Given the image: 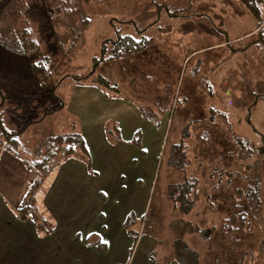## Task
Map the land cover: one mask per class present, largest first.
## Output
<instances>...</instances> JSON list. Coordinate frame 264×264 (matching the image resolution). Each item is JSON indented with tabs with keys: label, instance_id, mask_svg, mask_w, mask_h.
Returning a JSON list of instances; mask_svg holds the SVG:
<instances>
[{
	"label": "rangeland",
	"instance_id": "374dc122",
	"mask_svg": "<svg viewBox=\"0 0 264 264\" xmlns=\"http://www.w3.org/2000/svg\"><path fill=\"white\" fill-rule=\"evenodd\" d=\"M176 10H183V16L169 15ZM51 13L41 0H4L0 5V91L4 97L0 118L7 131L26 127L20 139L25 146L15 149L25 159L32 157L26 150L38 147L44 138L77 133L83 123L81 129L87 134L92 126L97 129L95 120L106 118L108 113L106 104L93 93L97 88L101 90L96 84L99 78L105 80L108 91L114 86L134 105H151L156 99L164 106L173 104V111L166 112L158 126V150L155 144L145 148L155 170L153 175L149 171V183L146 170V176L141 175L143 185L149 188L144 204H135L142 188L135 192L132 176L141 167L122 164L119 170L127 173L122 195L111 192L104 202L97 199L96 204H78L71 223L58 226L61 240L57 264H79L82 259L88 264H177L172 247L177 220L189 222L192 229L206 230L208 235V228L217 230L225 217L217 197L205 199L214 186L220 190L233 188L244 167L257 161L264 180L260 145L264 137V49L255 44L257 21L240 0H71L67 13L58 17ZM118 35L145 44L136 54L98 62L93 68L95 60L101 61L102 41L115 40ZM73 76L89 77L78 82ZM175 79L182 85L185 104L171 99ZM204 79L211 95L208 91L195 93L197 82ZM255 95L261 96L248 110ZM210 106L226 116V123L217 112L212 116L209 121L215 124L218 134L195 157L190 122L205 118ZM110 126L108 122L107 128ZM205 128V134H209L210 126ZM180 138L186 146L182 151L190 160L187 167L198 175L205 189L187 214L178 213L179 205L168 196V188L182 173L167 163L170 146L179 143ZM212 152L217 154L210 160ZM224 152H232L233 156ZM254 172L249 170L247 174ZM36 174L27 173V188L38 177ZM262 193L264 197V184ZM100 212L107 221L103 222L106 228L101 235L106 250L91 251L85 246L78 249L73 234L79 232L85 238L96 232L95 227L102 226ZM129 212L142 213L133 217L137 240L128 237L123 228ZM260 212L253 211L256 225L252 231L239 235L240 244L234 249L239 260L218 249L215 236L209 248L194 229L189 232L185 228L182 238L195 252L197 264H264V220ZM45 260L42 258L43 264Z\"/></svg>",
	"mask_w": 264,
	"mask_h": 264
},
{
	"label": "trees",
	"instance_id": "16d2710c",
	"mask_svg": "<svg viewBox=\"0 0 264 264\" xmlns=\"http://www.w3.org/2000/svg\"><path fill=\"white\" fill-rule=\"evenodd\" d=\"M10 1V0H8ZM85 3H97L101 0H82ZM243 2V5L248 10V12L251 14V16L257 21V25L259 28L255 32L257 35L255 44L257 46H260V48L264 49V27H262L263 22V16H264V0H240ZM4 2V0H0V5ZM42 4L47 6L51 10V15L54 17H58L64 13H67L69 10V6L71 4V0H41ZM162 7V4L160 5ZM183 10H176L168 12L171 17H181L183 16ZM186 13V12H184ZM186 15H188L186 13ZM125 41V42H123ZM130 41V42H129ZM145 44L141 41H135L134 39H130L128 37H121L117 36L115 40H103L100 46V57L101 61H96L93 63V68L97 66L98 62H107V61H113L117 60L121 57L132 55L138 53V48L141 47V45ZM109 49V50H108ZM106 51L107 54H106ZM93 73L91 71L90 75ZM157 75V74H155ZM154 75V77H155ZM141 76V74H140ZM71 77V76H70ZM87 77H81V76H73L72 78L74 81H81L84 79H87ZM147 79V77L145 78ZM136 80V78H135ZM134 79L131 80L132 83L135 82ZM148 81V79L146 80ZM105 80L102 78L98 79V87H101V92L105 99L110 98H122L125 100V97H121L114 86H112L110 91H108L107 86L105 85ZM168 83V82H167ZM165 83L164 86L167 84ZM203 83V84H202ZM169 84V83H168ZM196 86V94L201 95L205 92H209V95H211V87L206 82V80H199L197 82ZM161 87L162 89L164 88ZM172 88L174 92V96L171 97V99H174L175 101L179 102L181 101L183 104L186 102V98L184 97L183 88L181 83H177L176 79L172 82ZM100 90V89H99ZM175 90V91H174ZM261 95H255L257 97L253 103H249L247 105L248 110H252V107L255 105V103L258 101V97ZM206 99V98H205ZM62 102V101H61ZM170 105H163L160 99H156L152 102L151 105H136V108L138 109L140 116L147 122L153 125L155 130H158V126L160 123L161 117L168 112L170 109L171 111L173 108V104L169 103ZM4 105V97L0 91V107ZM54 111V110H53ZM170 111V112H171ZM52 111H50L51 113ZM169 112V113H170ZM217 112L216 109H213L211 106L209 107L208 114L203 119H195L192 120L191 126H192V135L191 142L193 143L194 153H196L195 157L203 152L204 145L211 142V139H214L217 136V132H215L214 123H212L211 120L212 116ZM217 115L220 117V120H224L226 123V116L220 112H217ZM29 122L27 125H30ZM26 125V126H27ZM205 125L210 126L209 134H205L206 128ZM26 128L25 126L20 129L19 131H7L2 127L1 124V118H0V136L1 142L5 143L2 145L7 150H13L12 152L20 154L18 151H16L17 146L24 145L20 142L21 136L23 134V129ZM200 129L201 131H197V129ZM185 130V129H184ZM109 134L113 136V139L118 140L119 136L117 135V125L116 123H112L110 128H108ZM217 131V130H216ZM116 134V135H115ZM190 135V134H187ZM185 136H182L184 138ZM180 138L179 143L172 144L170 146V152L168 155L167 163L168 166L173 168L174 170H178V172H182L180 178L171 185L168 188V196L173 200L175 204H178V213L180 214H187L195 205V202L200 197V195H204L205 192L201 188V182L198 178V175L196 173H191L189 168L187 166H190V160L187 158L185 153L182 151L183 146L185 145L184 140ZM238 140H241L237 137ZM189 141V143H190ZM131 143L133 146H135L137 149H140V138H139V132H136L131 140ZM240 145L243 146L245 143L240 142ZM261 147H262V157L264 156V137H262L261 141ZM25 146V145H24ZM186 146H184L185 149ZM198 147L200 150L198 151ZM26 150V149H25ZM75 150H79L85 159L86 168H90L89 166V157L86 153V149L84 146L83 138L78 133H68L63 135H54L51 137L44 138L43 141L40 142L38 147L32 148L31 150H26V152H31V159L27 160L25 158L23 163L25 167L30 170L37 173V178L34 180V185L31 184V186L26 191L22 203L16 208L17 216L20 219H28L31 218L33 221V224L35 225V228L39 231L44 230L45 234L50 233L52 231V227L50 225H47L44 223V220L40 219L38 214L36 213V205H35V192L36 189L40 186L42 181L46 178V174L49 171V169L53 168L57 164L61 163L62 161L69 158ZM217 152V151H216ZM144 152L139 150V155H143ZM217 153L212 152V157L215 156ZM224 154L228 157H232L233 153L230 152H224ZM261 157V159H262ZM189 161V162H188ZM251 163V165H246L244 167L245 170H242V173L238 174L237 182L233 188H229L226 190H223L218 187H213L209 192L208 196H205V199L210 201V198L217 197V204L221 205L222 212L225 214V217L220 221V225L217 228L209 227V234L205 238L203 235L205 234L204 230H199L198 227H196L197 232L200 233L202 239L205 240V243L207 247L209 248L213 244V236H215V242L214 244L218 249L224 250L222 252H225L226 255H229L230 258L238 259V256L234 254V249L239 246L240 244V238L239 235L242 234V232L250 233L255 227V220L253 217V211L255 212L256 209H260V216L264 220V197L262 193V179L260 174V161L259 164ZM253 165V167H252ZM201 168V167H200ZM254 173L249 176L247 174V171L253 170ZM258 169V171H257ZM203 169L200 171L202 172ZM202 175V174H201ZM247 175V176H246ZM217 176V175H215ZM244 176V177H241ZM248 180V181H247ZM212 183V182H210ZM203 193V194H202ZM135 215L133 213H128L126 216V219L123 222V228L127 234L128 237L133 238L137 240V234L135 235V231L132 229V227L135 225L133 222V217ZM144 216V215H143ZM252 217V219H251ZM146 218V217H145ZM102 220V218L100 217ZM176 224L178 225V229H176L175 237L172 242L173 247V260L177 264H197V258L195 252L190 249L187 245V243L184 242V239L182 238L183 234H186L185 228L190 232L193 229L191 227H194L190 225L189 222H184V220H177ZM130 227V228H129ZM191 229H190V228ZM101 229H104V226H101ZM190 229V230H189ZM76 240L78 238L76 237ZM86 243L90 245H95L100 252L106 250V244L105 242L101 241L99 237H97L94 234H91L87 237ZM213 244V245H214ZM215 247V248H216ZM233 255V256H232ZM238 262V261H237ZM235 261V263H237Z\"/></svg>",
	"mask_w": 264,
	"mask_h": 264
},
{
	"label": "crops",
	"instance_id": "0c3cea01",
	"mask_svg": "<svg viewBox=\"0 0 264 264\" xmlns=\"http://www.w3.org/2000/svg\"><path fill=\"white\" fill-rule=\"evenodd\" d=\"M93 93H96L102 100L101 102L106 104L108 113L106 118L100 116L99 120H95L98 122L97 129L92 126L89 135L81 129V126L84 129V123L79 126V132H77L83 138L90 168H86L84 155L79 150H75L69 158L49 169L44 179L45 182L42 181L35 192L36 213L45 224L52 227L50 233L45 234L44 230L38 231L31 218L20 219L17 216L16 208L22 203L28 189L27 173L30 170L25 167L22 155L12 152L13 150H7V145L3 147L0 144V264H43L42 258L46 259L45 264H57V247H60L61 240L58 236V226L71 223L75 210L79 208L78 204L87 206L96 204L97 199L104 202L107 198L106 194H111V192L118 193L119 191L122 195L125 190V177H127V173L119 170L122 164L130 163L129 166L131 168L134 166L135 169L141 167L140 172H133L132 176L135 175V192H138V187L142 188V191L135 196V204H144L149 188L143 185L141 178L144 179V177L141 175H147L149 183L155 170L154 162H150L145 148L155 144L156 151L158 150L161 144L159 129L155 130L152 124L140 116L131 99L125 100L119 97L105 99L98 88ZM161 119L160 125H162ZM108 122L116 123L118 140L113 139V136L109 134ZM89 125L90 123L87 126ZM136 132H139L140 149L131 143ZM139 150L144 154L140 156ZM149 171L152 174L151 177H149ZM263 184L264 180H262V186ZM141 212L135 215L140 217ZM102 215L100 212L102 218L100 222L106 228L103 224L107 222L106 216L103 215V218ZM98 228L95 227L96 232L93 233L104 242V237H101L104 229ZM93 233L82 238L81 233L75 232L72 241L78 249H83L85 246L95 251L97 248L85 242L87 237ZM79 264L88 263L82 259Z\"/></svg>",
	"mask_w": 264,
	"mask_h": 264
},
{
	"label": "built area",
	"instance_id": "2783aa9c",
	"mask_svg": "<svg viewBox=\"0 0 264 264\" xmlns=\"http://www.w3.org/2000/svg\"><path fill=\"white\" fill-rule=\"evenodd\" d=\"M261 25H262V27H264V20H263V22H262ZM0 144H1V145H4L5 143H4V142H3V143L1 142ZM32 185H34V183H32Z\"/></svg>",
	"mask_w": 264,
	"mask_h": 264
},
{
	"label": "water",
	"instance_id": "95a60500",
	"mask_svg": "<svg viewBox=\"0 0 264 264\" xmlns=\"http://www.w3.org/2000/svg\"><path fill=\"white\" fill-rule=\"evenodd\" d=\"M207 233V232H206ZM205 233V236H207V234Z\"/></svg>",
	"mask_w": 264,
	"mask_h": 264
}]
</instances>
